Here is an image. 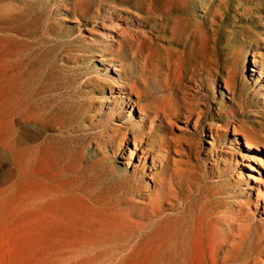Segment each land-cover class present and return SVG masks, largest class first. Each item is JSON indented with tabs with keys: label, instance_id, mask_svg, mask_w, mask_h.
<instances>
[{
	"label": "rangeland",
	"instance_id": "obj_1",
	"mask_svg": "<svg viewBox=\"0 0 264 264\" xmlns=\"http://www.w3.org/2000/svg\"><path fill=\"white\" fill-rule=\"evenodd\" d=\"M168 1L153 11L167 17L171 5L183 7L176 13L179 36L210 31L211 17L218 23L207 45L214 67L201 66L198 43L186 55L146 43L142 60L136 51L130 55L127 42L105 39L104 31L144 28L138 20L147 32L164 34L150 27V14L136 11V0H0V264H264L263 201L254 190L264 179V158L250 162L243 137L235 144L230 128L253 126L252 138L264 132L261 1ZM109 14L130 18L129 24ZM102 56L113 59L98 62ZM228 68L236 83L230 92ZM161 72L172 82L168 103L180 110L172 127L152 131L154 107L163 105L153 98L170 93L160 92ZM113 74L127 93L132 82L140 92L133 99L146 112L133 114L143 117L142 128L114 99ZM184 99L204 112L197 127ZM134 133L149 169L128 166ZM168 200L172 208L151 215Z\"/></svg>",
	"mask_w": 264,
	"mask_h": 264
},
{
	"label": "bare ground",
	"instance_id": "obj_2",
	"mask_svg": "<svg viewBox=\"0 0 264 264\" xmlns=\"http://www.w3.org/2000/svg\"><path fill=\"white\" fill-rule=\"evenodd\" d=\"M114 1H118V2H121L122 4H127L129 1L128 0H114ZM158 1H161V2H167L168 0H136V4L135 5H133V7L136 9V11H142L141 13H148V14H150V17H151V22H150V27H154V29L155 30H160V31H162L164 34H162V35H160V34H154L153 33V30H152V32H147V30H145L146 28H145V25L144 24H142V23H140V21L138 20L137 21V23H139V26H143L144 28H142V29H135V31L134 30H131V29H123V30H121V31H117V33H116V35L114 34V32L112 31V30H108V31H104L103 32V37L105 38V39H110L111 41H114V42H116L119 46H122V44H124V43H126L127 42V44H129V47L131 48V53H130V55H132V56H134V51H136V53L139 55V57L140 56H142L141 58H142V60L144 59L145 60V57H144V55H143V53H142V49H143V46L146 44V43H150V44H153L154 42L155 43H157V45H158V47L161 49V50H164V51H170L171 53H173V54H176V55H186V53H187V51H188V48L189 47H194V46H196V44L198 43V46L201 44L203 47V49H201V52H199L200 53V56H201V59H203V62H202V67L203 68H206V66L208 65V64H210V66L211 67H214L215 65H216V63L214 62V60L212 59V56L211 55H208L209 53V46H207L208 45V42H209V40H210V38H209V32L211 31L212 33L214 32V30H213V28L215 27V26H217V24L218 23H216L214 20L212 21V18L213 17H211V19H210V22H209V24L213 27V28H211L210 29V31L208 30L207 32L206 31H198L196 34H193L192 35V37H182V36H179V34H178V24H179V22L181 21V19H180V17L178 16V15H176V13H179V12H181L182 10H184L183 9V7H178L177 8V6H176V8H172L173 7V5H171L170 7H168L167 8V10H166V12L164 13V15H168L167 17H164L162 14H160V13H158V12H155V11H153V9H154V7L157 5V2ZM261 1V6L263 7V13H264V0H260ZM169 2V1H168ZM167 2V3H168ZM205 2H206V0H205ZM112 3V2H111ZM114 3V2H113ZM207 3V2H206ZM168 4H172V3H168ZM185 4V3H184ZM183 4V5H184ZM94 5V4H93ZM165 5V4H164ZM99 6V5H98ZM103 6V5H102ZM112 6V5H111ZM115 6V5H114ZM167 6V5H166ZM186 6V5H185ZM184 6V7H185ZM248 7V6H247ZM246 7V8H247ZM105 9V8H104ZM166 9V8H165ZM216 9V8H215ZM116 10H125L123 7H117V9ZM161 10H162V8H161ZM97 11V10H96ZM114 11V10H113ZM214 11V10H213ZM216 11V10H215ZM207 12V11H206ZM218 12V11H217ZM117 13V12H116ZM133 13V12H132ZM218 14V13H217ZM220 14V13H219ZM134 15H136L137 16V19H140V18H142L138 13H136L135 12V14ZM203 16V15H202ZM205 16V15H204ZM212 16V15H211ZM109 17H114V18H118V19H122V21L126 24V25H128L129 24V20H130V18L129 19H125V20H123V16L122 17H118V16H115L114 14H109ZM207 17H209V15L207 16ZM206 19V18H205ZM205 19H203L202 18V21L205 23ZM145 20H147L146 18H145ZM149 20V19H148ZM209 20V19H208ZM110 22V21H109ZM111 23V22H110ZM109 23V24H110ZM115 23V22H114ZM105 25V24H104ZM112 25H114V24H112L111 23V26ZM120 25V24H119ZM243 26V25H242ZM245 26V25H244ZM241 27V29H242V31L243 32H245V31H248V33H250L251 35H253L254 37H255V39L256 40H262L263 38H261L262 37V34L261 33H258L257 31H255V30H253V29H250V28H247V27ZM113 27V26H112ZM202 27H203V25H202ZM114 28H117V25H114ZM121 28V27H120ZM201 28V27H200ZM102 30H103V28H102ZM115 30H117V29H115ZM119 30V29H118ZM151 30V29H150ZM149 30V31H150ZM154 30V31H155ZM181 30V29H180ZM200 30V29H199ZM183 31V30H182ZM189 31H191V30H189ZM156 32H158V31H156ZM155 32V33H156ZM199 32H200V34H199ZM149 33H151L150 35H149ZM161 33V32H160ZM167 33H170V35L169 36H167ZM181 33V32H180ZM182 34V33H181ZM188 34H186V36H187ZM213 35H214V33H213ZM244 35V34H243ZM94 36V35H93ZM96 36V35H95ZM94 38V37H93ZM191 39V40H190ZM97 40V39H96ZM211 40H214V38H212ZM106 42V41H105ZM262 42H264V39H263V41ZM113 43V42H112ZM115 43V44H116ZM105 44V43H104ZM106 44H108L110 47H109V49L110 50H113L114 48H113V45L110 43H106ZM114 44V43H113ZM131 45V46H130ZM101 46V45H100ZM103 46V45H102ZM197 47V46H196ZM200 48V47H199ZM116 49H118V48H116ZM121 48H119V50H120ZM195 49V48H194ZM236 49V48H235ZM105 50V49H104ZM124 50V49H123ZM126 51H127V49H126ZM190 51H191V49H190ZM194 51V50H193ZM234 51V50H233ZM103 52V51H102ZM237 52H240L238 49H237V51H235V52H233L232 53V57H234L235 56V54H237ZM99 53V52H98ZM108 53V52H107ZM121 53H122V51H121ZM121 53H118V55H120ZM124 53V52H123ZM135 53V54H136ZM106 54V53H105ZM110 54V53H109ZM135 55V57L136 56H138V55ZM191 54H192V52H191ZM97 55V54H96ZM102 55V54H101ZM122 55V54H121ZM129 54H127V57H129L128 56ZM198 55V54H197ZM117 56V55H116ZM194 56H196L195 54H194ZM199 56V55H198ZM197 56V57H198ZM121 57H123V56H121ZM196 57V58H197ZM150 58V57H149ZM162 58H163V56H162ZM177 58H178V56H177ZM180 58V57H179ZM187 58V57H186ZM189 58V57H188ZM194 58V57H193ZM193 58H192V60H193ZM199 58V57H198ZM111 59H113V57H109V58H105L104 56H102L101 57V60L100 61H98V62H103V61H109L108 63H110V60ZM131 59V58H130ZM201 59H199V60H201ZM129 60V59H128ZM139 60H140V58H139ZM172 60H174V61H176V59H172ZM178 60V59H177ZM191 60V59H190ZM118 61V60H117ZM125 61H127V60H125ZM135 61V60H134ZM141 61V60H140ZM139 61V62H140ZM166 61V60H165ZM179 61H181V60H179ZM198 61V60H197ZM229 61H233L232 60V58H231V60H229ZM124 62V61H123ZM128 62V61H127ZM191 62V61H190ZM121 63V62H120ZM124 63H126V62H124ZM129 63V62H128ZM142 64H144L143 62H141ZM181 63V62H180ZM179 63V64H180ZM199 63H200V61H199ZM127 64V63H126ZM131 64V63H130ZM129 64V65H130ZM137 64V63H136ZM173 64V63H172ZM183 64V63H182ZM182 64H180V65H182ZM252 64L253 65H256L257 64V61L253 58L252 59ZM128 65V64H127ZM135 65V64H134ZM188 65V64H187ZM131 66V65H130ZM165 67H166V64L164 65ZM189 66V65H188ZM188 66H187V68H188ZM121 67V66H120ZM129 67V66H128ZM139 67V66H138ZM137 67V68H138ZM157 67V66H156ZM182 67V66H181ZM184 67H185V65H184ZM183 67V68H184ZM127 68V67H126ZM146 68V67H145ZM152 68H153V66H152ZM152 68L150 69V71L152 70ZM155 68V67H154ZM153 68V69H154ZM176 68V65L174 66V69ZM179 68H180V66H179ZM190 68V67H189ZM188 68V69H189ZM171 69V68H170ZM169 69V70H170ZM173 69V70H174ZM187 69V70H188ZM196 69V68H195ZM124 70V69H123ZM122 70V71H123ZM129 71H130V69H128ZM141 70V69H140ZM143 70H144V68H143ZM148 70H149V68L147 69V72H148ZM163 70V69H162ZM164 70H165V68H164ZM168 69H166V71H167ZM185 70V69H184ZM251 70H252V72H255V68H251ZM113 71H115V72H118V71H120V69L119 68H114V70ZM128 71V72H129ZM133 71H134V69H133ZM137 71V70H136ZM160 71H161V69H160ZM138 72H139V70H138ZM144 72V71H143ZM146 72V73H147ZM170 72V71H169ZM172 72V71H171ZM170 72V73H171ZM177 72V71H176ZM178 72H180V71H178ZM181 72H183V71H181ZM209 72V71H208ZM125 73V72H124ZM149 73V72H148ZM186 73V72H185ZM211 73V71L209 72V74ZM176 74V73H175ZM227 74H228V78L224 81V84H225V89L228 91V92H230V91H233V89L236 87L235 86V79H234V77H232L231 76V74H230V71H229V68H228V70H227ZM130 75H131V73H130ZM135 75V74H134ZM144 75V74H143ZM147 75V74H146ZM139 76H140V74H139ZM159 76L161 77V81L159 82V87H160V92H166V91H170V93L168 92V94H166L163 98H160V99H157V98H153V100H157L156 102H160V103H162L163 105L161 106V104L159 105V106H156V107H154V110H153V118H152V121H151V125H150V129L152 130V131H156V130H158V129H161L162 128V126H166V127H172L173 126V118L174 117H176L177 116V111H179L180 110V105L179 104H177V103H172V104H169L168 103V100L169 99H171V97H172V82H170V80H169V76H168V73H162L161 72V74L159 75V73H158V78H159ZM113 78V80L111 81V85L114 87V88H116L115 90H113V95H115L116 97H114V99L117 101V100H121L122 101V104H123V106H125L126 105V107H125V110L127 111V113H126V115H127V118L130 120H136V118H135V115L133 114V111H135V109H137L138 111H139V113H140V115H142L143 116V114H144V112H146L145 110H144V108L140 105V103L138 104V102H136L134 99H133V94H136V96H141L140 95V92L136 89V88H134L135 86H133L132 85V83L131 84H129L128 85V88L130 89V91L127 93L125 90V82H121V81H123L122 80V77L120 76V74H113V76H112ZM140 77H142V75L140 76ZM150 77V76H149ZM171 77V76H170ZM187 77V76H186ZM144 78H145V76H144ZM148 77L146 76V78H145V80L147 79ZM172 78H174V76H172ZM126 79V78H125ZM130 79V78H129ZM140 80H141V78H139ZM151 79V78H150ZM163 79V80H162ZM182 79V78H181ZM133 80H135V79H133ZM145 80H143V81H145ZM152 80V79H151ZM142 80H141V82H143ZM184 81V80H183ZM201 83H202V80H201V78H200V80H199ZM148 81L146 80V83H147ZM180 82V81H179ZM182 82V81H181ZM185 83V82H184ZM195 84H196V87L197 88H199L200 89V87L202 86V84H200V85H198V83L197 82H195ZM135 85V84H134ZM146 85V84H145ZM184 84L182 83V86H180L181 88H184V86H183ZM174 86V85H173ZM148 87H150V86H148ZM174 87H176V86H174ZM180 87H178L179 89H180ZM110 88V87H109ZM150 89H151V87H150ZM111 90V89H110ZM142 90V89H141ZM148 91V90H147ZM172 91V92H171ZM146 92V91H145ZM151 92V91H150ZM153 92V91H152ZM235 93V92H234ZM147 94H148V92H147ZM145 95V94H144ZM163 95V94H162ZM234 95V94H233ZM154 96V95H153ZM137 97V98H138ZM152 97V96H151ZM158 97H160V96H158ZM139 99V98H138ZM137 99V100H138ZM149 100H150V98H149ZM115 102V101H114ZM109 105V104H108ZM144 105V104H143ZM148 105V104H147ZM156 105H158V104H156ZM183 105H184V107H185V109H186V111H187V113H191V114H193L194 113V116H196V122H195V127H197V124L198 123H200V121H201V119H202V113H204L203 112V110H199V109H194L193 108V104L192 103H188V101H187V99H184L183 100ZM154 106V105H153ZM152 106V107H153ZM206 106V105H205ZM172 108H174V111H175V113L176 114H170L169 113V111H171V112H173V109ZM147 110H148V108H147ZM151 110H152V108H151ZM150 110V111H151ZM122 113V112H121ZM142 116H140V117H138L139 118V120H136V122H138V123H140V127L142 128L144 125H145V121H144V119H143V117ZM184 117H185V119H189V116H187L186 114H184ZM118 119V118H117ZM120 119V118H119ZM195 119V118H194ZM193 121V120H192ZM113 123V122H112ZM110 125V124H109ZM111 126V125H110ZM119 126V125H118ZM121 126V125H120ZM230 127V126H229ZM261 127H264V126H261L260 125V128ZM106 128H108V126H106ZM231 129H232V131H233V135H234V137H235V144H237V145H240V141H239V138L237 137V136H242L243 137V139H244V141H245V149H246V153H247V156H248V160L250 161V162H252V163H254L255 162V159H256V157H260V156H262L263 158H264V154L263 153H261L260 151H258L259 150V147H262L263 149H264V132L263 131H261V133H260V135L257 137V138H252V136H250V134H252L253 132L255 133L256 132V129H255V127H250V128H247L249 131L251 130V133H248V130L246 129V127H242V129H239V128H237V127H234V126H232V127H230ZM128 129V128H127ZM181 129V128H180ZM263 129V128H262ZM107 131H109V130H107ZM111 131V130H110ZM121 131H122V129H121ZM136 131V130H135ZM162 131V130H161ZM182 131H183V129H182ZM217 131H219V130H217ZM138 132V131H137ZM124 133V132H123ZM141 133V132H140ZM108 134V133H107ZM116 134H118L117 132H116ZM139 134V133H138ZM161 134H163L162 132H161ZM112 135V134H111ZM122 136V135H121ZM120 136V137H121ZM158 137H160V136H158ZM112 138H114V136L112 137ZM118 138V137H117ZM152 138V137H151ZM189 138V137H188ZM211 138L213 139V136H211ZM110 139V138H109ZM115 139V138H114ZM115 140H117V139H115ZM128 140H129V138H128ZM160 140V139H159ZM176 140V139H175ZM110 141V140H109ZM151 141V140H150ZM167 141V140H166ZM170 141V140H169ZM152 142V141H151ZM160 142V141H159ZM168 142V141H167ZM182 142V141H181ZM185 142V141H184ZM191 142V141H190ZM112 144V143H111ZM114 144H115V142H114ZM128 145H129V142L127 143ZM161 144H162V142H161ZM163 144H164V142H163ZM168 144V143H167ZM175 144V143H174ZM132 145H133V147H134V150H131V148L129 149V155H130V158H129V160H128V166H133L134 168H137L138 166H140V168H142V167H146L147 166V169H149L150 168V165L147 163V157L146 156H144V157H142V158H140V157H138V155H137V150H138V139H137V136H136V134L134 133V134H132ZM140 145V144H139ZM150 146V145H149ZM180 147V146H179ZM129 148V147H128ZM184 149V148H183ZM141 150V149H140ZM152 150H153V148H152ZM166 150L167 151H170L171 150V148L170 147H168V148H166ZM254 150H256V151H254ZM124 151V150H123ZM149 151H151V150H149ZM183 151V150H182ZM145 152H146V150H145ZM179 152V151H178ZM144 152H143V150L141 151V153L140 154H143ZM123 157V156H122ZM135 157H138V162H139V165H133V160H134V158ZM141 159H142V161H141ZM154 161V159L152 160V164H154L155 163V161ZM140 162H142V163H140ZM256 163V162H255ZM262 166L264 165V164H261ZM247 167H250V166H248V165H246ZM172 168V167H171ZM166 170V169H165ZM159 172H161L160 170H159ZM163 173V172H162ZM157 174H158V172H157ZM148 178H150L152 181H153V179L155 178L154 177V175H150ZM251 180L252 179V177H251V175H248V180ZM160 180V179H159ZM156 181V180H155ZM256 184H258V185H256L255 187H254V190H255V192L257 193V201L259 202V201H263V203H262V207H261V209H263V211H264V179L263 180H260V181H256L255 182ZM196 185V184H195ZM199 193V192H198ZM198 195V194H197ZM190 202V201H189ZM172 203H171V201H167L166 203H162V202H160L158 205H157V207H155V208H153V210H152V212H151V215L152 216H154V217H158V216H160L162 213H163V209H165V208H169V206L171 205ZM187 204V203H186ZM173 206L171 205V208H172ZM242 211V210H241ZM240 211V212H241ZM256 211L258 212L259 211V208H258V206H256ZM252 212H250L249 213V215L252 217ZM157 221V220H156ZM156 223V222H155ZM157 224H158V222H157ZM156 224V225H157ZM257 264H260V261L257 263Z\"/></svg>",
	"mask_w": 264,
	"mask_h": 264
}]
</instances>
